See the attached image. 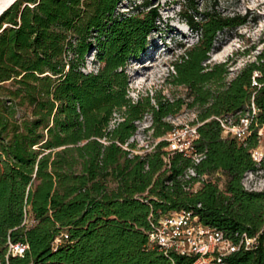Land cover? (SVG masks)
<instances>
[{"label":"trees","instance_id":"trees-1","mask_svg":"<svg viewBox=\"0 0 264 264\" xmlns=\"http://www.w3.org/2000/svg\"><path fill=\"white\" fill-rule=\"evenodd\" d=\"M122 1L21 0L0 18V258L12 241L28 250L9 264H191L147 248L150 215L189 211L228 237L262 231L257 250L229 261L264 264V191L242 185L245 174L264 169V157L258 164L251 158L254 132L243 143L224 138L219 121L237 122L253 99L255 123L264 126V48L227 83L225 65L205 63L217 35L245 19L204 13L196 22L184 13L198 40L167 80L185 87L192 102L158 92L134 102L125 67L144 53L159 15L155 0L118 13ZM91 51L96 72L85 70ZM184 105L200 108L198 164L177 153L165 168V141L133 153L136 122L149 114L160 138L174 129L164 119ZM26 215L33 226H23Z\"/></svg>","mask_w":264,"mask_h":264},{"label":"rangeland","instance_id":"rangeland-1","mask_svg":"<svg viewBox=\"0 0 264 264\" xmlns=\"http://www.w3.org/2000/svg\"><path fill=\"white\" fill-rule=\"evenodd\" d=\"M141 2L142 0H123L118 5L117 12L131 14V7L139 6ZM194 3V12L188 9L187 0H155L152 3L158 10V31L148 36L144 53L138 59H131L125 67L129 80L128 96L132 101L136 102L145 96L151 98L158 92L170 102L179 99L187 105L192 102L185 87L169 84L167 80L173 73L172 64L198 40V35L187 25L184 13L192 14L196 22H200V15L204 13H216L222 17L240 16L245 19L244 26L217 35L214 46L216 50L209 54L205 63L209 67L225 65L227 83L247 64L253 62L264 48V0H194ZM141 11L145 12L147 9ZM94 55L95 52L91 51L86 57L87 72H96L100 66ZM150 103L155 104L154 100ZM187 105L165 118L164 122L171 124L176 130L196 124L200 108L197 105L189 108ZM229 121L233 122L234 119L229 118ZM150 125L149 114L136 122L137 130L128 143L134 145L133 150L137 154L150 153L167 137L164 134L155 138ZM217 178L221 180L220 183L223 181V177ZM242 185L249 192L264 191V169L245 174ZM198 187L199 185H195L194 189Z\"/></svg>","mask_w":264,"mask_h":264},{"label":"built area","instance_id":"built-area-1","mask_svg":"<svg viewBox=\"0 0 264 264\" xmlns=\"http://www.w3.org/2000/svg\"><path fill=\"white\" fill-rule=\"evenodd\" d=\"M256 85V82H253V86ZM257 112L252 99L248 113L239 118L237 122L229 121V119L219 121L224 138H234L243 143L248 136L255 133L257 146L250 152L252 160L258 164L264 157V126H258L255 123ZM166 136L164 138L167 143L164 149L166 155L163 157L165 168H169L170 158L177 153L195 165L201 161L202 155L197 154L194 148L198 139L195 125L182 127L179 130L173 129ZM127 146V144L122 146V149L127 150ZM133 153L137 154L134 151ZM188 173L195 176L193 170H188ZM216 177L222 176L217 173ZM219 188H222V182L219 184ZM192 190L195 192L197 188ZM151 216L148 218L150 228L147 232V248L155 249L171 261L173 256H180L191 260V264H231L229 260L234 255L241 252H253L258 249L260 244L262 231L255 235L236 232L228 237L216 228L199 223L189 211L170 212L157 219H151ZM34 223L35 221L30 215L25 216L23 226L30 227ZM58 243H60V238L54 242L55 245ZM27 250L26 243L9 241L5 260L0 258V264H9L11 257H23Z\"/></svg>","mask_w":264,"mask_h":264},{"label":"water","instance_id":"water-1","mask_svg":"<svg viewBox=\"0 0 264 264\" xmlns=\"http://www.w3.org/2000/svg\"><path fill=\"white\" fill-rule=\"evenodd\" d=\"M18 1L21 0H10L6 6L2 9V11L0 12V18L11 8L13 7Z\"/></svg>","mask_w":264,"mask_h":264},{"label":"bare ground","instance_id":"bare-ground-1","mask_svg":"<svg viewBox=\"0 0 264 264\" xmlns=\"http://www.w3.org/2000/svg\"><path fill=\"white\" fill-rule=\"evenodd\" d=\"M10 0H0V12Z\"/></svg>","mask_w":264,"mask_h":264}]
</instances>
